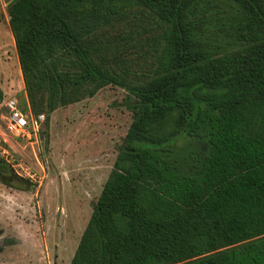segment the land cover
Wrapping results in <instances>:
<instances>
[{
	"label": "trees",
	"instance_id": "obj_1",
	"mask_svg": "<svg viewBox=\"0 0 264 264\" xmlns=\"http://www.w3.org/2000/svg\"><path fill=\"white\" fill-rule=\"evenodd\" d=\"M131 8L161 26L138 72L109 64L113 36L98 32ZM6 13L41 137L56 108L128 93L69 264H264V0H9ZM0 175L25 185L2 159Z\"/></svg>",
	"mask_w": 264,
	"mask_h": 264
},
{
	"label": "rangeland",
	"instance_id": "obj_2",
	"mask_svg": "<svg viewBox=\"0 0 264 264\" xmlns=\"http://www.w3.org/2000/svg\"><path fill=\"white\" fill-rule=\"evenodd\" d=\"M8 1L0 0V89L2 101L24 102ZM130 12L98 32L113 36V48L105 53L109 64L138 72L145 66V38L161 26L145 11ZM127 96L125 89L106 85L90 98L56 108L34 149L6 137L9 152L21 160L19 171L40 183L21 177L25 185L17 189L4 185L0 175V264H69L132 120ZM3 137L0 119V143Z\"/></svg>",
	"mask_w": 264,
	"mask_h": 264
},
{
	"label": "built area",
	"instance_id": "obj_3",
	"mask_svg": "<svg viewBox=\"0 0 264 264\" xmlns=\"http://www.w3.org/2000/svg\"><path fill=\"white\" fill-rule=\"evenodd\" d=\"M45 118L46 115L43 112L34 114L28 101L23 102L16 97H8L0 103V119H2V129L5 136L0 143V158L16 176H27L38 183L40 180L34 179V174L19 171L21 160L9 152L7 146L10 144L6 137L34 149V146H38L41 142V130Z\"/></svg>",
	"mask_w": 264,
	"mask_h": 264
},
{
	"label": "crops",
	"instance_id": "obj_4",
	"mask_svg": "<svg viewBox=\"0 0 264 264\" xmlns=\"http://www.w3.org/2000/svg\"><path fill=\"white\" fill-rule=\"evenodd\" d=\"M17 66H18V65H17ZM20 86H21V88H23L22 80H21ZM22 92L24 93V96H26V95H25L24 88H23V91H22Z\"/></svg>",
	"mask_w": 264,
	"mask_h": 264
}]
</instances>
